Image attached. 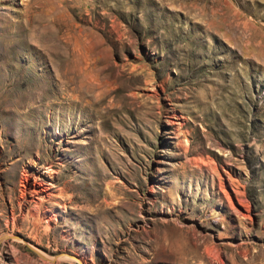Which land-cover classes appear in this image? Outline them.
<instances>
[{"label": "rangeland", "instance_id": "obj_1", "mask_svg": "<svg viewBox=\"0 0 264 264\" xmlns=\"http://www.w3.org/2000/svg\"><path fill=\"white\" fill-rule=\"evenodd\" d=\"M79 260L264 264V0H0V264Z\"/></svg>", "mask_w": 264, "mask_h": 264}, {"label": "bare ground", "instance_id": "obj_2", "mask_svg": "<svg viewBox=\"0 0 264 264\" xmlns=\"http://www.w3.org/2000/svg\"><path fill=\"white\" fill-rule=\"evenodd\" d=\"M29 178H30L29 174L25 173V176L21 180V187H20V193H21L20 197L21 198L26 197L28 192H32L33 194L39 195L38 199L40 202H43V203L45 200L47 201V200L54 199L55 196L53 195V193L51 191V187H48L49 185L45 186L42 182H40L36 178H35L34 182L31 183ZM37 209H38V207H37ZM36 250H38V249L36 248ZM39 252H40V254H42L41 251H39ZM66 256L67 255H65L63 257H66ZM67 257H69V256H67ZM72 257L76 258L75 256H72ZM72 257H70V258H72ZM51 259H53V258H51ZM76 259H78V258H76ZM80 262L82 264V261H80Z\"/></svg>", "mask_w": 264, "mask_h": 264}]
</instances>
